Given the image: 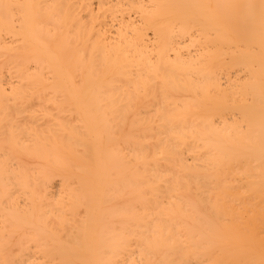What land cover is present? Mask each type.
Instances as JSON below:
<instances>
[{"label": "bare ground", "instance_id": "obj_1", "mask_svg": "<svg viewBox=\"0 0 264 264\" xmlns=\"http://www.w3.org/2000/svg\"><path fill=\"white\" fill-rule=\"evenodd\" d=\"M0 264H264V0H0Z\"/></svg>", "mask_w": 264, "mask_h": 264}]
</instances>
